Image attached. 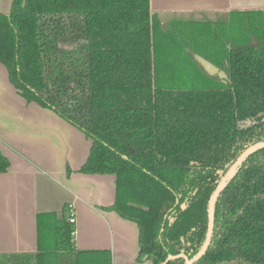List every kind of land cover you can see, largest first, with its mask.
I'll return each instance as SVG.
<instances>
[{"label": "trees", "instance_id": "trees-1", "mask_svg": "<svg viewBox=\"0 0 264 264\" xmlns=\"http://www.w3.org/2000/svg\"><path fill=\"white\" fill-rule=\"evenodd\" d=\"M197 55L227 78L209 76ZM1 65L22 97L92 141L81 172L116 177L109 209L138 225V264L201 252L211 196L264 141L263 11L163 28L151 0H13L0 13ZM8 168L0 153V173ZM70 214L40 215L38 253L0 264H112L110 251L75 249ZM214 226L195 264H264V148L219 194Z\"/></svg>", "mask_w": 264, "mask_h": 264}, {"label": "crops", "instance_id": "crops-1", "mask_svg": "<svg viewBox=\"0 0 264 264\" xmlns=\"http://www.w3.org/2000/svg\"><path fill=\"white\" fill-rule=\"evenodd\" d=\"M13 0H0L9 13ZM167 28L174 21L229 22L233 11H263L264 0H151ZM92 141L57 113L22 97L0 66V153L9 162L0 173V259L38 253V218L76 215L77 251H110L112 264H138L140 230L110 210L116 177L81 172Z\"/></svg>", "mask_w": 264, "mask_h": 264}, {"label": "water", "instance_id": "water-1", "mask_svg": "<svg viewBox=\"0 0 264 264\" xmlns=\"http://www.w3.org/2000/svg\"><path fill=\"white\" fill-rule=\"evenodd\" d=\"M253 44H256V41H253ZM195 59L199 62V64L202 66V68H204L205 72L209 75V76H219L220 79H225L227 78L226 74L221 72L216 66H214L212 63H210L209 61L205 60L204 58L200 57V56H195ZM264 148V141L263 142H258L252 146H250L248 149H246L241 156L237 159V161L233 164V166L229 169V171L227 172V174L221 179V181L219 182L216 191L214 192V194L211 196L210 198V202H209V209H208V214H209V225H208V234H207V238H206V242L204 244L203 249L201 250V252L194 257L192 260H189L187 257H185L186 259V264H195L196 262H198L207 252L210 244H211V240L213 237V233H214V206L216 203V200L219 196V194L221 193V191L225 188L227 182L230 180V178L235 174L236 170L238 169V167L244 162V160L251 154H253L254 152L263 149ZM173 258V256H169V258L167 259V261L165 262V264H167L169 262V260H171Z\"/></svg>", "mask_w": 264, "mask_h": 264}, {"label": "built area", "instance_id": "built-area-1", "mask_svg": "<svg viewBox=\"0 0 264 264\" xmlns=\"http://www.w3.org/2000/svg\"><path fill=\"white\" fill-rule=\"evenodd\" d=\"M70 222L72 224H76V215H75V212L72 208H71V214H70ZM75 233H73L74 236H75Z\"/></svg>", "mask_w": 264, "mask_h": 264}, {"label": "rangeland", "instance_id": "rangeland-1", "mask_svg": "<svg viewBox=\"0 0 264 264\" xmlns=\"http://www.w3.org/2000/svg\"><path fill=\"white\" fill-rule=\"evenodd\" d=\"M196 60V59H195ZM197 61V60H196ZM197 63L199 64V62L197 61ZM199 66L202 68V66L199 64ZM203 70H205L204 68H202ZM206 71V70H205ZM211 77H213V78H215V79H219L220 77L219 76H211ZM250 123L249 122H244L243 123V126H248ZM146 264H150V263H146Z\"/></svg>", "mask_w": 264, "mask_h": 264}]
</instances>
